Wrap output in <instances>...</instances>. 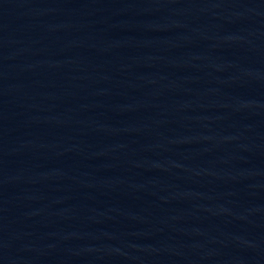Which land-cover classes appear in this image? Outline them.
<instances>
[{
  "label": "water",
  "instance_id": "obj_1",
  "mask_svg": "<svg viewBox=\"0 0 264 264\" xmlns=\"http://www.w3.org/2000/svg\"><path fill=\"white\" fill-rule=\"evenodd\" d=\"M0 264H264V0H0Z\"/></svg>",
  "mask_w": 264,
  "mask_h": 264
}]
</instances>
